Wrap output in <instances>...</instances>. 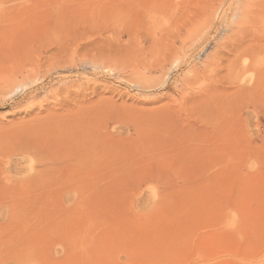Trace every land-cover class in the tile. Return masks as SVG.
I'll use <instances>...</instances> for the list:
<instances>
[{"label": "rangeland", "instance_id": "obj_1", "mask_svg": "<svg viewBox=\"0 0 264 264\" xmlns=\"http://www.w3.org/2000/svg\"><path fill=\"white\" fill-rule=\"evenodd\" d=\"M0 264H264V0H0Z\"/></svg>", "mask_w": 264, "mask_h": 264}]
</instances>
